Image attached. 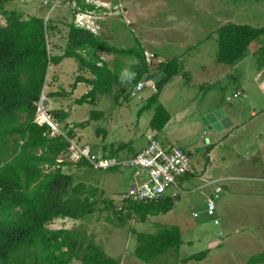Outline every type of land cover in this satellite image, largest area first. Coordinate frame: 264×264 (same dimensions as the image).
<instances>
[{
	"label": "rangeland",
	"instance_id": "374dc122",
	"mask_svg": "<svg viewBox=\"0 0 264 264\" xmlns=\"http://www.w3.org/2000/svg\"><path fill=\"white\" fill-rule=\"evenodd\" d=\"M128 4V13L119 15L113 23L119 33L110 39L111 44L138 50L141 47L148 62L179 55L183 70L188 71V79L177 72L158 91L157 102L164 105L170 116L163 127L155 130L148 124L153 105L146 107L145 103L154 91L151 85L144 84L139 97L124 98L120 94L114 98L112 90L98 94L94 103L74 101L88 86L79 81L71 89L78 71L71 57L61 59L64 71L54 64L47 66L41 103L46 110L67 111V116L54 124L66 130L63 124L68 123L77 143H86L93 150L100 149L101 142L114 148L120 144L123 147L119 146L116 154L121 155L128 149H139L145 144L146 134L153 132L163 144L167 141L184 147L195 172L186 179L175 178L180 190L175 191L178 195L173 197L171 208L163 213L143 217L130 213L119 222L98 200L95 209L81 218L63 217L46 224L82 229L120 264H264L246 262L250 254L264 248V40L262 36L254 37L245 54L234 62H213L216 27L227 21L263 24L264 0H130ZM4 7L20 11L22 17H48V23L53 24L75 4L73 0H7ZM65 31V25L57 31H47V39L55 43L51 50L61 48ZM191 39L203 42L191 45ZM149 52L154 56L149 57ZM189 53L196 54L192 58ZM131 58L135 57L120 54L119 72ZM200 62L220 69L222 76L209 80L208 68L202 70ZM53 77L57 79L53 81ZM50 81L54 88L64 87L63 93L44 96ZM237 88L243 91L231 99L225 98ZM212 103H219L233 124L218 130L205 127L197 113L203 104ZM90 109L101 112L89 118ZM79 121L86 123L79 126ZM206 148L214 149L208 160ZM60 168L70 173L74 182L98 187L102 196L113 202H118L119 192L132 179V170L127 167L108 170L63 164ZM217 177L219 191L213 198L214 212L207 215L204 202L213 186L201 184ZM175 189L170 185L166 191ZM193 211L196 215H192ZM170 224L179 227L183 239L177 248L170 247L148 260L134 255L136 240L131 227L153 232ZM204 249L206 253L199 259H183ZM69 264L81 263L72 258Z\"/></svg>",
	"mask_w": 264,
	"mask_h": 264
},
{
	"label": "trees",
	"instance_id": "16d2710c",
	"mask_svg": "<svg viewBox=\"0 0 264 264\" xmlns=\"http://www.w3.org/2000/svg\"><path fill=\"white\" fill-rule=\"evenodd\" d=\"M7 0H0V264H69L76 258L81 264H119V260L107 254L93 238L78 227H49L46 223L54 217L81 218L96 207L98 200L102 207L114 213L119 222L130 213L139 217L167 211L173 204L172 195L148 200H127L113 202L102 196L95 186L87 187L82 181H73L70 173L62 172L60 166H84L86 161H56V155L66 147L64 136L43 121L34 120L36 104L49 63H57L62 57H72L77 70L85 69L91 76L75 74L71 88L77 81H84L89 87L75 98L76 102L94 103L98 94L114 91L117 98L129 95L127 89L150 73V63L142 48L118 47L109 44L87 27L76 25L69 20L65 23L66 34L61 53H51L47 31L55 28L48 23V17L28 15L5 8ZM77 9L92 8L84 0H74ZM216 50L214 60L231 63L245 54L247 44L256 36L264 40V23L251 25L227 21L215 29ZM101 49L116 54L132 55L138 64L132 66L135 79L122 84L120 72L111 68L106 61L96 63L95 51ZM156 68L164 75L153 83L154 91L147 98L145 106L153 105L148 124L159 130L168 118V112L157 102L161 85L181 70L174 57L159 60ZM182 72V71H181ZM63 93L46 92L45 95ZM90 109L89 118L100 114ZM50 119L59 122L67 116L62 108L47 110ZM86 121L76 124L83 126ZM67 136L72 129L66 123ZM120 146V145H118ZM118 147L101 148L108 154L116 153ZM115 167L108 168L114 170ZM98 195V196H97ZM117 206V207H116ZM133 253L140 259L148 260L170 247L181 243L180 231L176 224L163 225L153 232L137 231ZM206 249L193 252L183 259H199ZM247 263L264 262V248L250 254Z\"/></svg>",
	"mask_w": 264,
	"mask_h": 264
},
{
	"label": "built area",
	"instance_id": "2783aa9c",
	"mask_svg": "<svg viewBox=\"0 0 264 264\" xmlns=\"http://www.w3.org/2000/svg\"><path fill=\"white\" fill-rule=\"evenodd\" d=\"M87 20V19H84ZM81 21V20H79ZM143 86L142 80L136 81L127 89L129 96L139 97V91ZM237 92H234L235 95ZM42 93L35 101L36 110L34 120L38 123L48 122L51 127L60 132L65 140L66 147L56 155V161H86L93 169H108L111 167L130 168L132 179L126 188L119 192L118 203L127 200L148 201L162 197L167 193L166 189L175 184V178L185 173L192 172L190 156L186 149L179 145L163 144L153 134H147L145 144L130 154H108L99 150L91 149L88 144L77 143L71 136H67L55 122H53L46 108L41 103ZM228 99L229 96H226ZM41 111L46 117L39 116ZM214 179H206L205 183H212ZM219 186L215 185L212 193L209 194L204 202V211L207 215L214 212V197L218 195ZM196 215V212H192ZM216 221V218H213ZM120 264V262H119Z\"/></svg>",
	"mask_w": 264,
	"mask_h": 264
},
{
	"label": "crops",
	"instance_id": "0c3cea01",
	"mask_svg": "<svg viewBox=\"0 0 264 264\" xmlns=\"http://www.w3.org/2000/svg\"><path fill=\"white\" fill-rule=\"evenodd\" d=\"M68 1V0H66ZM74 1V0H73ZM88 3H91L93 6L92 8H86V9H77L75 10L73 13H72V10H70V12L65 15L63 13H61V15L58 16V18L53 21V25H55V28L53 29H50L52 32L53 31H57L58 28H60V26H63L65 25V23L69 20H72V22L76 25H79V26H83V27H87L88 29H90L91 31H93L94 33L98 34L102 39H105L109 44H111V40L114 36H116L118 33H119V30H117L113 23L115 21H117L120 17L119 15L121 14H125V13H128V7H130V5L128 4L130 2V0H84ZM84 19H87V20H84ZM81 20V21H79ZM127 20V18H126ZM2 24V22H1ZM66 26V25H65ZM219 26V25H218ZM64 34V33H63ZM65 34H66V31H65ZM205 37V36H204ZM205 39V38H203ZM65 41V39H64ZM64 41L62 42V46L61 48H59L57 51H54V50H51V48L55 47V43L54 41H51L48 40V45H49V48H50V51L51 53H54V54H59L61 53L62 51V48H63V45H64ZM200 43L203 42V41H199ZM198 41H194L191 39L190 41V44L191 45H196L197 43L199 44ZM112 45V44H111ZM116 46V45H115ZM118 47H123V46H118ZM96 55L98 56V59L96 63H100V60L101 61H106L107 64L111 67V68H115L118 72L120 69L119 65H120V54H116V53H112L110 51H106V50H101V49H98L95 51ZM193 54V55H192ZM196 53H189V55H192L191 57L193 58ZM149 57H153L154 54L152 52H149ZM64 57H68V56H64ZM171 57H174L178 60L179 64H180V67H181V70L179 71L181 76L185 77V79H188V71L187 70H183L182 68V65H181V59L182 57L180 58V56H171ZM171 57H168V58H171ZM63 58V57H62ZM61 58V59H62ZM72 58V57H71ZM61 59L57 62V63H49V64H54L59 71H64L63 68H62V65H61ZM74 60V59H73ZM160 60H164V58H160ZM75 61V60H74ZM148 61V60H147ZM214 63H217L216 61H213ZM76 63V62H75ZM149 63L151 64L150 66V73L156 71V70H159L158 68H156V61L154 60H150ZM48 64V65H49ZM64 64V63H62ZM219 64V63H218ZM199 65L201 66V69L204 70L205 68H208L207 71L208 73L210 74V77H209V80H212V81H215V80H218L221 76H222V71L216 67H212L210 68V66H208L207 64L203 63V62H200ZM62 69V70H61ZM76 71H77V64H76ZM182 71V72H181ZM77 73H81L82 75L84 76H91V74L85 70V69H80L78 70L75 74ZM46 75V73H45ZM53 76V75H52ZM53 81L57 79V77H53ZM171 78V77H170ZM169 78V79H170ZM45 77H44V81H45ZM168 79V80H169ZM44 81H43V86H42V90H41V93L43 94V87H44ZM79 81L75 82L74 86L71 88L73 89L76 84L78 83ZM84 82V81H82ZM88 87H89V84H87L86 82H84ZM165 83V82H164ZM144 85V84H143ZM154 88L153 84H149ZM87 87V88H88ZM64 87H61V88H54L52 87V81H50V84H49V87L47 88L46 92H52V91H55V90H61L63 89ZM66 89V88H65ZM242 88H237L235 89L234 91H232L231 94H227L226 96H229L228 99H231V97H236L238 94H240L242 92ZM84 92V91H83ZM234 92H237L235 95H233ZM70 93V92H69ZM81 94V93H80ZM79 94V95H80ZM55 94H52V95H49V96H46L44 94V96H46L47 98L49 97H54ZM56 96V95H55ZM225 96V98H226ZM78 97V96H77ZM97 98V97H96ZM227 99V98H226ZM95 102V101H94ZM217 106H220L219 103L217 104H203L198 112L197 108H194L195 111H197V115H199V117L206 111L210 110V109H213ZM148 107V106H147ZM164 107V105H163ZM165 108V107H164ZM166 109V108H165ZM167 110V109H166ZM168 112V111H167ZM253 112V109L250 110V113ZM170 118L169 116V113H168V118L167 120L164 122V124L168 121V119ZM231 118V117H230ZM229 118V119H230ZM231 123L230 124H233V119L231 118ZM202 122V121H201ZM77 123V122H76ZM68 124V123H67ZM163 124V125H164ZM205 127L206 125L204 123H202ZM229 124V125H230ZM69 125V124H68ZM162 125V127H163ZM161 127V128H162ZM151 128V127H150ZM160 128V129H161ZM208 128V127H207ZM209 128H213V127H209ZM222 128V127H221ZM221 128H217L216 130L218 129H221ZM153 129V128H151ZM214 129V128H213ZM215 130V129H214ZM153 134L155 136V134L153 132H149L147 134ZM146 134V135H147ZM163 143V142H162ZM164 144H172L171 142H164ZM120 145V144H119ZM172 145H178V144H172ZM209 145H212V143H210ZM103 146L105 147H110V146H107L106 143L104 142H101V145L100 147L103 148ZM122 146V145H120ZM180 146V145H179ZM112 147V146H111ZM119 147V146H118ZM123 147V146H122ZM182 147V146H181ZM98 149L99 151L101 152H105L103 151L102 149ZM184 148V147H183ZM185 149V148H184ZM214 150V149H213ZM213 150L211 151V148H206L205 149V154L207 156V160L210 159L211 157V154H213ZM127 152H125L124 154H130L132 152L135 151V149H128L126 150ZM116 154V153H115ZM124 154H121V155H124ZM193 166V165H192ZM93 169V168H92ZM195 172L194 168L192 170V172H188V173H185L183 175H181L182 177H185V179L187 177H189L190 175H192L193 173ZM180 177V176H179ZM210 179V178H208ZM214 179V184L212 183H205V181L201 184L202 186L203 185H212L213 187L215 185H217V181L219 180L218 177L217 178H212ZM175 188V187H174ZM179 189V186L177 185V188L173 191H170V192H167L166 194H169V195H172V197H176V190ZM213 189V188H212ZM101 190V189H100ZM180 190V189H179ZM212 193V192H211ZM109 198V197H108ZM118 203V202H116ZM173 205V204H172ZM171 208V207H170ZM63 217H54L53 219H62ZM179 228V227H178ZM180 231V229H179ZM185 241V240H184ZM183 242V239L181 238V243ZM180 243V244H181Z\"/></svg>",
	"mask_w": 264,
	"mask_h": 264
},
{
	"label": "water",
	"instance_id": "95a60500",
	"mask_svg": "<svg viewBox=\"0 0 264 264\" xmlns=\"http://www.w3.org/2000/svg\"><path fill=\"white\" fill-rule=\"evenodd\" d=\"M45 19V17H44ZM164 75L163 71L156 70L152 73H147L142 77V82L143 84H153L155 81L160 79ZM43 86V84H42ZM42 90V87H41ZM41 93V91H40ZM200 119L202 123L206 125V127H213L214 129L221 128V127H226L231 123V120L229 117L225 114L224 110L222 107L217 106L213 109H210L206 112H204L201 116Z\"/></svg>",
	"mask_w": 264,
	"mask_h": 264
},
{
	"label": "clouds",
	"instance_id": "9594fccd",
	"mask_svg": "<svg viewBox=\"0 0 264 264\" xmlns=\"http://www.w3.org/2000/svg\"><path fill=\"white\" fill-rule=\"evenodd\" d=\"M134 64H138V60L131 58L127 66L121 69L119 80L122 84L131 83L135 79L136 73L132 70Z\"/></svg>",
	"mask_w": 264,
	"mask_h": 264
},
{
	"label": "bare ground",
	"instance_id": "6f19581e",
	"mask_svg": "<svg viewBox=\"0 0 264 264\" xmlns=\"http://www.w3.org/2000/svg\"><path fill=\"white\" fill-rule=\"evenodd\" d=\"M37 114H38L39 116L46 117L44 114H42V113H41V111H40V110L37 112Z\"/></svg>",
	"mask_w": 264,
	"mask_h": 264
}]
</instances>
